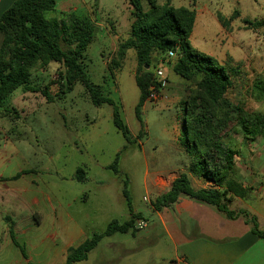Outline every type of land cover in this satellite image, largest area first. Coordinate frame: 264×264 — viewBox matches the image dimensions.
Listing matches in <instances>:
<instances>
[{
	"label": "rangeland",
	"instance_id": "obj_1",
	"mask_svg": "<svg viewBox=\"0 0 264 264\" xmlns=\"http://www.w3.org/2000/svg\"><path fill=\"white\" fill-rule=\"evenodd\" d=\"M87 1L91 5V0ZM96 1L101 6L96 17L102 27L96 28L94 40L81 63L91 83L115 103L129 131L130 143L114 127L112 107L107 104L95 107L78 83L50 103L40 93L21 89L17 97L9 98L0 110V172L9 175L18 168L29 170L31 173L26 180L60 198L62 208L76 225L75 233H84L85 238L103 232L111 220H129V204L138 215L133 220L135 234L117 232L103 238L79 264H127L128 260L133 264L161 261L165 264L170 258L171 244L160 234L166 231L152 212L154 200L166 188L161 184L157 190H145L144 181L149 180L152 173H167L189 164L185 153L175 151L174 138L178 137L182 123L185 93L194 82L174 74L177 57L167 60L165 53H155L150 70L160 66L168 72L171 87L178 90L181 102L173 104L172 96L168 103L158 105L146 101L137 120L135 107L139 91L134 82L135 54L128 50L122 61L117 60L118 41L113 38L109 25L110 20L121 17L126 0ZM177 2H180L177 6L191 9L195 4L197 9L207 4V0ZM212 4L220 12L217 15L220 22L214 15L194 12L189 43L218 65L237 68L239 73L228 97L234 103L241 102L247 111L264 114V100L254 88L256 82H264V24H260L264 22V0H212ZM85 14L91 20V8ZM244 20L249 22L248 29ZM125 29L122 26L118 32L123 34V40L129 36L128 27ZM106 36H110L112 42L103 40ZM60 70L54 63L45 68L37 66L32 71L30 85L40 90L47 87L54 96L59 90L57 73ZM232 146L236 149L234 144ZM116 156L119 175L107 169ZM78 168L84 173V181L75 179ZM166 176L160 174L151 178L162 177L167 182ZM124 180L128 201L122 193ZM175 207L162 208L160 213L170 228L178 230L180 211ZM138 220L144 221L146 228H135ZM110 243L113 246L107 248ZM124 249L138 250L120 255Z\"/></svg>",
	"mask_w": 264,
	"mask_h": 264
},
{
	"label": "trees",
	"instance_id": "obj_2",
	"mask_svg": "<svg viewBox=\"0 0 264 264\" xmlns=\"http://www.w3.org/2000/svg\"><path fill=\"white\" fill-rule=\"evenodd\" d=\"M127 1L132 9L129 36L118 43L115 55L118 61H122L128 50H133L135 54L137 68L134 82L139 91L136 119H140V109L152 84L150 69L153 54L177 50L173 72L185 81L194 82V86L187 89L183 102L180 146L189 158V173L222 188L221 191L194 189L188 177L180 174L171 182L169 189L154 200L153 210L170 207L179 196H187L216 207L228 218L242 216L250 225L252 234L264 239V230L258 228L255 217L245 211L231 212L226 205L229 193L244 196V192L230 178L238 156L230 136L240 134L245 138H264V114L247 111L241 102L234 103L228 97L239 73L237 68L233 70L218 65L212 57L190 45L189 37L195 19L193 9L174 8L168 2L157 5L153 0H146L148 9L143 10L142 0ZM54 8L55 0H16L0 15V33L3 36L0 47V110L19 88L40 93L50 103L53 98L70 92L78 83L95 107L105 104L112 107L113 125L130 143L129 131L115 103L91 83L81 63L97 32L95 23L83 12L51 17L49 14L54 12ZM218 20L220 22V16ZM243 22L245 26L249 25L246 20ZM53 63L62 69L57 73L59 90L54 96L47 87L40 90L30 85L35 67L45 68ZM114 65L118 66V63L114 61ZM254 88L264 100V82H256ZM107 169L120 174L117 156ZM83 174L78 168L75 179L84 181ZM122 184L123 196L128 201L126 180ZM128 207L129 220H111L103 232L93 233L81 245L70 249L64 264L85 260L103 238L117 232L134 235L133 220L138 215L132 212L129 204Z\"/></svg>",
	"mask_w": 264,
	"mask_h": 264
},
{
	"label": "crops",
	"instance_id": "obj_3",
	"mask_svg": "<svg viewBox=\"0 0 264 264\" xmlns=\"http://www.w3.org/2000/svg\"><path fill=\"white\" fill-rule=\"evenodd\" d=\"M14 1L16 0H0V15ZM153 1L157 5L168 2L174 8L180 7L176 5L178 0ZM141 4L143 10L148 9L146 0H142ZM196 7L195 4L192 8L196 15H214L219 22L217 15L220 12L217 8H213L212 0H207V4L199 9ZM89 8H91V21L95 23L96 28L102 27L96 17L97 11L101 8L96 0H91V5L87 0H55L54 12L50 13V16L59 18L63 14L72 12L85 14L89 12ZM131 12L132 9L126 0L121 17L109 22L113 38L118 43L123 40V34L118 33L119 29L121 31L123 26L126 31L125 27L128 29L130 27ZM106 38L103 37V40L111 42L113 40L110 36ZM2 40L3 36L0 33V47ZM156 67L161 68L155 66L153 69ZM162 70L168 82L166 92L174 98L173 104H179L181 99L178 90L171 87L168 72ZM20 90L21 88L15 90L9 98H16ZM176 135L178 137L174 138V149L178 153H184L179 142L181 126ZM230 137L238 152L230 178L244 192V196L237 197L229 193L226 205L231 212L245 211L255 217L258 228L264 230V138L251 139L240 134H233ZM5 148L6 145H3L2 149ZM188 169L189 164L171 169L167 173H152L149 180L144 181V188L154 191L163 184L166 188L163 191L165 193L172 181L180 174H185L194 189L222 190L210 181L197 179ZM30 173L29 170L22 168L16 169L14 174L9 175L0 172V264H64L68 251L81 245L87 238L84 233H75L76 225L62 208L60 198L46 191L45 187L38 188L36 183L26 180ZM160 174L167 175L166 178L169 180L166 182L162 177L151 178ZM175 206H178L180 211L177 215L180 220L178 230L176 227L170 228L165 223L160 213L162 209L152 212L162 229L166 231L160 234L166 236L171 244L170 258L165 264H264V239L252 234L250 225L245 223L242 216L228 218L216 207L183 195L179 196L170 207L176 208ZM160 234L158 233L156 237L159 238ZM107 246L110 248L113 244ZM137 250L124 249L123 254L120 255ZM129 261L127 264H133Z\"/></svg>",
	"mask_w": 264,
	"mask_h": 264
},
{
	"label": "built area",
	"instance_id": "obj_4",
	"mask_svg": "<svg viewBox=\"0 0 264 264\" xmlns=\"http://www.w3.org/2000/svg\"><path fill=\"white\" fill-rule=\"evenodd\" d=\"M178 56L177 50H170L165 53L167 60L176 58ZM168 87L167 79L161 68H155L152 70V84L148 88V94L146 101L152 105H158L169 102V95L166 92ZM135 228L143 230L146 228L144 221L138 220L135 223Z\"/></svg>",
	"mask_w": 264,
	"mask_h": 264
},
{
	"label": "water",
	"instance_id": "obj_5",
	"mask_svg": "<svg viewBox=\"0 0 264 264\" xmlns=\"http://www.w3.org/2000/svg\"><path fill=\"white\" fill-rule=\"evenodd\" d=\"M145 69L147 70V69H148V67H145Z\"/></svg>",
	"mask_w": 264,
	"mask_h": 264
}]
</instances>
